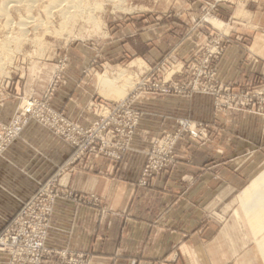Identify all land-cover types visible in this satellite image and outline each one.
Wrapping results in <instances>:
<instances>
[{"label": "rangeland", "instance_id": "1", "mask_svg": "<svg viewBox=\"0 0 264 264\" xmlns=\"http://www.w3.org/2000/svg\"><path fill=\"white\" fill-rule=\"evenodd\" d=\"M245 1L248 7L263 8L264 0ZM5 2L0 0V130L11 126L30 108V102L40 118L28 114L22 133L11 140L4 155L32 125L52 133L70 151L15 214L5 222L7 215H2L0 233L41 184L52 178L55 210L62 198L98 207L101 198L97 195L81 196L65 189L64 176L77 170L94 171L106 162L116 165L130 154L141 153L136 184L147 189L181 162L191 164L192 151L199 159L201 152L209 155L211 138L217 137L216 115L245 112L264 123V78L234 84L221 79L220 75L224 79L226 75L218 76L217 67L226 60L228 46L237 41L225 35L231 27L238 26V32L242 29L241 21L234 24L231 17L242 13L243 0H72L74 8L66 10L65 4V14L55 8L58 4L53 0H37L31 8L24 2L17 8ZM22 19L30 21L24 32L20 30ZM103 79L111 83L103 85ZM154 95L190 99L187 114L169 129L147 130L154 118L147 114L148 102L153 103L148 97ZM103 106L117 110L115 121H109L101 136L90 140ZM70 125L79 127L85 137L79 138L77 130L68 133ZM111 133L114 140L109 142L106 138ZM77 139L91 144L82 150L72 142ZM137 145L144 149L139 151ZM203 168L210 173L209 166ZM263 174L240 191L220 184L205 202L209 210L203 227L210 225L213 230L199 246L200 254L203 259L205 255L218 259L203 264H238L239 259L259 254L264 259V199L251 201L256 192L264 194V180L256 181ZM244 201L250 209L244 210ZM67 252L91 264L86 255ZM0 256L8 264V255Z\"/></svg>", "mask_w": 264, "mask_h": 264}, {"label": "crops", "instance_id": "2", "mask_svg": "<svg viewBox=\"0 0 264 264\" xmlns=\"http://www.w3.org/2000/svg\"><path fill=\"white\" fill-rule=\"evenodd\" d=\"M246 3L243 0L241 14L231 17L234 24L241 21L242 29L238 32V26L231 27L225 35L237 41L228 46L226 60L217 67L218 76L226 75V79L220 76L227 83L264 78V4L257 10L255 4L248 7ZM148 100L153 103L148 102L147 114L154 115L149 131L173 127L187 114V102L191 101L179 95H154ZM216 116L217 137L211 138L209 155L201 152L203 158L199 159L192 151L191 164L181 162L172 173L158 176L150 188H137L141 153L130 154L116 165L106 162L94 171L66 174L62 179L65 189L81 196L95 194L101 204L93 207L62 198L52 218L48 247L84 254L91 264H203L204 260H217V255L203 259L200 254L199 246L213 230L210 225L203 227L209 210L205 202L220 184L244 190L264 171V123L245 112ZM137 149L144 148L137 145ZM189 149L195 150L194 146ZM69 151L38 125L30 126L12 145L0 159V218L7 215L3 222L64 163ZM203 166H209L210 173H205ZM102 209L108 212L103 214ZM6 260L0 256V264ZM237 261L264 264L260 254ZM46 264H58V258L52 257Z\"/></svg>", "mask_w": 264, "mask_h": 264}, {"label": "built area", "instance_id": "3", "mask_svg": "<svg viewBox=\"0 0 264 264\" xmlns=\"http://www.w3.org/2000/svg\"><path fill=\"white\" fill-rule=\"evenodd\" d=\"M102 109L110 110L111 118H100L99 123L90 132V140L100 135V132L107 128L109 121H115L116 109H111L108 106H103ZM34 113L37 116L26 113L23 124H18V120L14 119L11 126L4 128L3 131L0 130V156H3L7 151L11 140L22 133L28 114L38 119V112ZM117 123L119 122L117 121ZM76 130L79 138L85 137L79 127L74 128L73 125L69 126L68 133ZM72 142L77 143L76 145L82 150H86L91 144L89 140L80 143L77 139ZM172 147L173 145H170L169 149ZM149 168L151 169V167ZM54 183L52 178L47 183L41 184L39 191L25 203L13 223L0 233V253L8 255V264H46L52 257L58 258V264H74L76 261L79 264H84L82 260L73 259L67 251H55L48 247L51 219L57 202Z\"/></svg>", "mask_w": 264, "mask_h": 264}, {"label": "bare ground", "instance_id": "4", "mask_svg": "<svg viewBox=\"0 0 264 264\" xmlns=\"http://www.w3.org/2000/svg\"><path fill=\"white\" fill-rule=\"evenodd\" d=\"M53 1H55L56 3H54L55 5L56 4H58V6L57 7H55V8H57V9H59L58 7H60V9L59 10H61L60 12H62L63 10H67L68 9V7L69 8H74V6L72 5V0H53ZM68 1H70V2H68ZM25 3V4H27V8H31L32 6H34L33 4L34 3H36L37 2V0H6V2L5 3H7V5H10V7H13V8H17V6H19V5H21L22 3ZM74 2V1H73ZM52 3V2H51ZM64 4V5H63ZM65 4H66V6H65ZM63 6H65L66 8L64 9L63 8ZM26 8V9H27ZM7 10L6 9H3L2 10V12H3V15H5L6 17H7V15L9 14L8 12H6ZM28 11V10H27ZM47 12V11H46ZM8 13V14H7ZM63 13H64V11H63ZM68 13H69V10H68ZM67 13V14H68ZM47 14H48V12H47ZM65 14V13H64ZM27 19H22V20H20L21 22H20V30L22 31V32H24V30H25V28H26V26L28 25V23L30 22H28V20L26 21ZM29 20H30V18H29ZM66 20V19H65ZM62 25V24H61ZM34 33H36V32H34ZM4 43V42H3ZM7 49V48H6ZM104 80V79H103ZM108 83H111V82H109V80H107V79H105L104 81H103V85H106V84H108ZM107 86H109V85H107ZM119 105H124V104H119ZM34 107V103L33 102H30V108H28V107H26L25 109H24V111H23V113L22 114H20V116L19 117H17V118H15L16 120H18V124H20V123H22L23 122V119H24V117H25V114L26 113H31V114H33L34 116H37L34 112H38V111H35V110H32V108ZM34 111V112H33ZM99 115H100V118L101 119H110L111 118V111L110 110H106V109H102V110H100V112H99ZM38 118H40V116L38 117ZM23 124V123H22ZM21 124V125H22ZM74 128H77V126H74ZM109 142H111V141H113L114 140V136H113V134H109L108 136H107V138H106ZM260 180H264V174L263 175H261V176H259L258 178H257V182H259ZM256 183V182H255ZM262 199H264V194H261V196L259 195V192H256L254 195H253V198H252V202H254L255 200L256 201H258L259 203H261L262 202ZM247 202L248 201H244L243 203H242V206H243V208H244V210H247V209H250V208H248V207H251V206H246V204H247Z\"/></svg>", "mask_w": 264, "mask_h": 264}]
</instances>
